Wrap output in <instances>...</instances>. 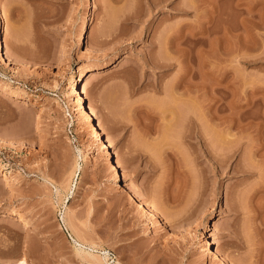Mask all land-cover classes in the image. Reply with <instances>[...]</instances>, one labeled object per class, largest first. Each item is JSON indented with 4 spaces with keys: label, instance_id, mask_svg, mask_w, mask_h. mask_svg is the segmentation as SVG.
Listing matches in <instances>:
<instances>
[{
    "label": "rangeland",
    "instance_id": "374dc122",
    "mask_svg": "<svg viewBox=\"0 0 264 264\" xmlns=\"http://www.w3.org/2000/svg\"><path fill=\"white\" fill-rule=\"evenodd\" d=\"M0 27V264H221L204 233L264 264V0H0Z\"/></svg>",
    "mask_w": 264,
    "mask_h": 264
},
{
    "label": "bare ground",
    "instance_id": "6f19581e",
    "mask_svg": "<svg viewBox=\"0 0 264 264\" xmlns=\"http://www.w3.org/2000/svg\"><path fill=\"white\" fill-rule=\"evenodd\" d=\"M156 1V0H155ZM182 8V7H181ZM186 27L189 26V23H186L185 24ZM84 36H85V32H86V27L84 26ZM0 31H1V27H0ZM186 33V32H185ZM186 35V34H185ZM184 35V36H185ZM188 35V33H187ZM186 35V36H187ZM83 36V35H82ZM81 36L80 40L83 38ZM188 37V36H187ZM4 50V47L3 45L1 44L0 42V54L3 52ZM124 58V56L122 54H117L113 61L111 63H109L110 66H116L117 64L120 63V61ZM78 79L77 77H75L73 74L71 75V80H70V86H69V93L73 94L75 97L77 96V101L79 102L80 104V113H81V116L83 117V119L86 121L87 123V128H88V132L91 136L93 137H96L99 139L100 141V144H101V148H102V153L101 155L104 157V158H107L110 162V166L112 168H115L116 169V178H117V185H121L122 186V170L120 169V167L122 168L123 164H124V160H123V157L121 156H117V157H114L112 156V153L111 151L108 149V142L107 140H111L110 136L108 133H106L101 125H100V122L98 121V118H97V115L94 111V109L92 108L91 105L88 104L87 100H86V96L83 94L82 90L80 89V84L78 83ZM185 86V85H184ZM186 86H189V82L186 83ZM190 107V106H189ZM191 109V107L189 108V110ZM169 111V110H168ZM173 112V113H172ZM190 112H192L190 110ZM166 113V111L164 112ZM163 113V114H164ZM169 113V112H167ZM170 114V113H169ZM171 114H172V118L174 120V116H176V112L174 111H171ZM164 115H167V114H164ZM188 116L191 118L192 122L194 121V116H193V113L191 114V116L188 114ZM166 117V116H165ZM170 118V119H172ZM196 119V118H195ZM173 120H170L173 122ZM169 121V122H170ZM189 123V120L187 122V124ZM196 124L197 123V119L195 121ZM193 124V123H192ZM195 124V126H196ZM194 125V124H193ZM194 126V127H195ZM169 127V125L167 126ZM194 127H193V131L189 132V134L187 135L188 137L191 138H196V139H200L199 142L203 141V137L202 135L200 134V132H198L197 130H194ZM190 130V126L188 128ZM192 129V127H191ZM167 130V129H166ZM171 130V129H170ZM185 130V129H184ZM187 131V130H186ZM172 132V131H171ZM182 132V131H181ZM167 133H170V132H167ZM185 133V131H184ZM183 133V134H184ZM165 134V132H164ZM173 134V133H172ZM182 134V133H180ZM179 134V135H180ZM170 135V134H169ZM217 135V134H216ZM223 136L222 132H219L218 136L219 138H221L220 136ZM185 136H186V133H185ZM217 136V138H218ZM184 137V135L182 136ZM167 138V137H166ZM187 141H189L186 137ZM193 140V139H192ZM191 140V142H192ZM219 140V139H218ZM221 141V140H220ZM190 142V141H189ZM197 142V141H196ZM195 142V143H196ZM193 144V145H196V144ZM191 144V143H190ZM202 151V150H201ZM219 152V151H218ZM221 153V151L219 152V154ZM218 154V156H219ZM222 155H223V152H222ZM216 156V154H215ZM216 156V158L218 157ZM220 157H221V154H220ZM215 158V159H216ZM220 159V158H219ZM221 160V159H220ZM78 165V164H77ZM79 166V165H78ZM77 166V168H78ZM122 190L124 192H126L129 196V198H131L132 200L136 201L137 204L139 205V207H141V210L143 211V213L151 220L153 221V219H155V217H157L152 205L150 203H148L143 197L137 195L136 193H134L133 191H131L129 189V187L123 185L122 187ZM9 210L11 211H14L15 214L17 215V217L25 222L26 224H29L30 221H31V218H30V214L24 210V208H22L20 205H18V203L16 201H13L12 204L9 206ZM63 218L64 220L66 221V223H68L69 225H71L73 228H74V225L71 223V218L69 216V213L68 211L66 210L65 211V214L63 215ZM72 228V229H73ZM74 232H77L74 228ZM75 234V233H74ZM78 236L74 238V240L76 241V244L79 246V251L80 252H83L85 254H87L89 257H92L94 259H96L97 261L101 262L102 260V257H99L95 252H92L90 251L87 246L85 245V241L82 242L80 239H82L81 237L79 238V234H77ZM203 236L205 237V242H203V245L207 248L208 252L217 260H219L221 262V264H228V262L226 261V258H224L223 255H221V252H220V248L217 247L216 245V241L214 240V238H212L211 236H209L207 233L203 234ZM93 245V244H92ZM91 245V246H92ZM90 246V245H89ZM87 248V249H86ZM92 248V247H91ZM230 263V262H229ZM116 264H121L120 261H117Z\"/></svg>",
    "mask_w": 264,
    "mask_h": 264
}]
</instances>
